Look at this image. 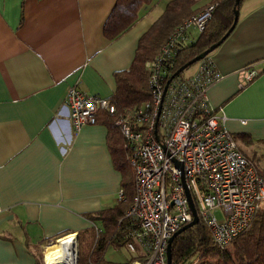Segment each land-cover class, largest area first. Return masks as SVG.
<instances>
[{"label": "crops", "instance_id": "0c3cea01", "mask_svg": "<svg viewBox=\"0 0 264 264\" xmlns=\"http://www.w3.org/2000/svg\"><path fill=\"white\" fill-rule=\"evenodd\" d=\"M169 1L157 0L107 39L103 25L116 0H0V264H41L45 248L58 246L44 252L46 262L66 234L79 242L90 227L103 231L88 215L117 203L123 179L107 125L74 130L53 120L65 119L60 111L74 84L102 97L115 93L116 72L130 67L140 37ZM211 54L224 76L208 87L207 102L264 177V0L241 1L236 25ZM247 67L258 71L248 83ZM105 252V261L129 262Z\"/></svg>", "mask_w": 264, "mask_h": 264}, {"label": "built area", "instance_id": "2783aa9c", "mask_svg": "<svg viewBox=\"0 0 264 264\" xmlns=\"http://www.w3.org/2000/svg\"><path fill=\"white\" fill-rule=\"evenodd\" d=\"M215 6L206 5L175 26L154 58L146 62L149 98L139 106L118 112L109 97L85 93L74 84L60 111L65 119L53 120L66 121L78 130L83 124H95L98 110L114 116L134 171L131 204L119 219L125 218L132 226L126 249L134 255L139 249L142 254L130 264H167L169 237L193 219L186 190L199 221L220 248L264 210V177L241 153L222 125L223 118L207 102L208 87L224 76L211 56L200 60L192 73L173 77L163 91L166 63L173 51L191 39L190 27L198 33L204 29ZM257 75L252 67L244 69L246 83ZM116 199L125 200L122 187ZM100 231L96 228V236ZM68 236H73L76 246L73 233L60 239ZM43 263L47 264L44 255Z\"/></svg>", "mask_w": 264, "mask_h": 264}, {"label": "trees", "instance_id": "16d2710c", "mask_svg": "<svg viewBox=\"0 0 264 264\" xmlns=\"http://www.w3.org/2000/svg\"><path fill=\"white\" fill-rule=\"evenodd\" d=\"M156 1L116 0L103 25L104 37L113 39L121 35L136 22L141 10L149 9ZM198 1L200 0H170L166 3L162 14L140 37L130 67L115 74L117 87L109 99L118 112H125L139 106L149 98L146 62L152 60L158 53L160 45L166 40L173 28L197 11L193 6ZM241 1L243 0L239 1L237 8H239ZM212 2L216 3V6L204 29L199 32L196 38L189 32L193 38L191 37L187 43L177 47L173 51L172 58L167 61L166 80L181 65L220 40L230 27L233 21L234 0H213ZM96 119V122L101 121L107 125L110 135L109 147L114 165L122 173L121 187L125 193V200L88 215V219L93 223L98 222L103 231L98 236L92 227L84 231L90 236L91 247L86 259L81 260V264H130L132 260L141 257L142 254L131 255L127 263H112L103 258L105 249L109 244L125 245L126 230L132 229L128 220L122 218L119 221V219L131 204L134 193V176L129 171L127 165L128 152L122 148L124 139L120 128L114 124V116L105 110H98ZM171 256V264H188L193 256L198 258V264H264V210L258 211L248 228L224 248L214 244L210 232L199 221L180 232L173 239ZM78 262L80 263V260Z\"/></svg>", "mask_w": 264, "mask_h": 264}, {"label": "rangeland", "instance_id": "374dc122", "mask_svg": "<svg viewBox=\"0 0 264 264\" xmlns=\"http://www.w3.org/2000/svg\"><path fill=\"white\" fill-rule=\"evenodd\" d=\"M212 1L213 0L208 1L207 4H205V6L209 5V4H216V3L212 2ZM201 4H203L202 1H201ZM192 28L193 27H190L188 30H191L192 33L194 34V38H196L198 36V32L195 29H192ZM211 55L212 54H210L209 56H211ZM198 63H199V61L194 63V64H192V65H189L188 67H186L180 73V75L185 76V75H188V74L192 73L194 71V69L196 68ZM127 161H128L127 165H128L129 171L134 176L133 166L130 164L128 157H127ZM89 240H90L89 234L87 232H82L81 236H80V239H79V242L77 241L76 246H75V248H76V251H75V253H76V264H81V260L86 259L87 254H88V252L90 250V247H91V242ZM55 243L56 242L52 243L54 245L51 247V249L48 248V246H47L46 249H45V253L57 250L58 246ZM57 243H58V241H57ZM52 244H50V245H52ZM58 245H59V243H58ZM139 252H140V250H139ZM60 254L61 253H60V249H59V253L51 254V255L49 254L46 257V259H48L50 257H58V256H60ZM105 255H106V258H108L109 260H112V261L115 260V261H118V262H126L130 258V256L132 254L126 249V247L124 245V246H122V247H120L118 249H113V250H112V247H109V249H107V251L105 252ZM79 260H80V263L78 262ZM198 263H199L198 258L196 256H193L189 260L188 264H198ZM42 264H44L43 263V256H42Z\"/></svg>", "mask_w": 264, "mask_h": 264}, {"label": "water", "instance_id": "95a60500", "mask_svg": "<svg viewBox=\"0 0 264 264\" xmlns=\"http://www.w3.org/2000/svg\"><path fill=\"white\" fill-rule=\"evenodd\" d=\"M240 0H234V5L232 7V10H233V21L230 25V27L228 28V30L224 33V35L221 37L220 40H218L216 43L210 45L208 48H206L204 51H202L200 54L194 56L192 59H190L189 61H187L186 63H184L183 65H181L178 69H176L169 77L168 79L166 80L165 82V85H164V89L163 91L165 92L170 80L179 75V73L181 71H183L186 67H188L189 65H192L200 60H202L207 54H209L210 52H212L215 48H217L224 39H226V37L229 35V33L233 30L234 26L236 25V22L238 20V8L236 7L237 4L239 3ZM156 139H158L157 136H155ZM182 180H183V177H182ZM186 195H187V199H188V204H189V207H190V210L193 214V219L182 225L179 229H177L168 239V242H167V245H166V261H167V264H171V259H172V256H171V243L173 241V239L180 233L182 232L183 230H185L186 228H189L191 227L192 225L194 224H197L199 222V219H198V216L196 214V211H195V208H194V205H193V202H192V199L190 198V194L189 192L186 190Z\"/></svg>", "mask_w": 264, "mask_h": 264}, {"label": "bare ground", "instance_id": "6f19581e", "mask_svg": "<svg viewBox=\"0 0 264 264\" xmlns=\"http://www.w3.org/2000/svg\"><path fill=\"white\" fill-rule=\"evenodd\" d=\"M60 256L51 257L47 259V264H76V248L74 246L73 236H68L66 238L60 239L58 241Z\"/></svg>", "mask_w": 264, "mask_h": 264}]
</instances>
